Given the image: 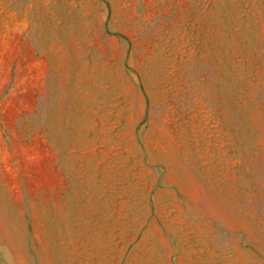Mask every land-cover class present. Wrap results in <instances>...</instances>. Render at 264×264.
<instances>
[{
    "label": "rangeland",
    "instance_id": "1",
    "mask_svg": "<svg viewBox=\"0 0 264 264\" xmlns=\"http://www.w3.org/2000/svg\"><path fill=\"white\" fill-rule=\"evenodd\" d=\"M0 264H264V0H0Z\"/></svg>",
    "mask_w": 264,
    "mask_h": 264
}]
</instances>
